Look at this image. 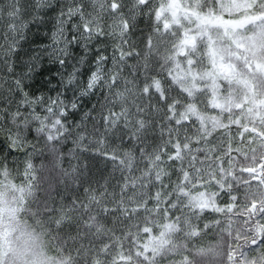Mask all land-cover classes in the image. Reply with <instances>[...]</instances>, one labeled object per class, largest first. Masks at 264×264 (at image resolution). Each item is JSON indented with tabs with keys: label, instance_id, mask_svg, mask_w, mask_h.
<instances>
[{
	"label": "snow or ice",
	"instance_id": "1",
	"mask_svg": "<svg viewBox=\"0 0 264 264\" xmlns=\"http://www.w3.org/2000/svg\"><path fill=\"white\" fill-rule=\"evenodd\" d=\"M0 264H264V0H0Z\"/></svg>",
	"mask_w": 264,
	"mask_h": 264
},
{
	"label": "trees",
	"instance_id": "2",
	"mask_svg": "<svg viewBox=\"0 0 264 264\" xmlns=\"http://www.w3.org/2000/svg\"><path fill=\"white\" fill-rule=\"evenodd\" d=\"M137 23H138L139 27H141V28L147 27L146 22L144 21V19L142 17L138 20ZM35 87H39V84H37ZM33 90H35V89H33ZM70 147H71V144L66 145L65 151H67V148H70ZM34 162L38 165L40 163V158H36ZM66 164H67V162H66Z\"/></svg>",
	"mask_w": 264,
	"mask_h": 264
}]
</instances>
